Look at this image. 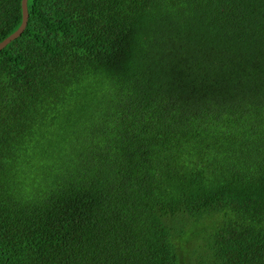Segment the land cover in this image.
Returning <instances> with one entry per match:
<instances>
[{
  "label": "trees",
  "instance_id": "trees-1",
  "mask_svg": "<svg viewBox=\"0 0 264 264\" xmlns=\"http://www.w3.org/2000/svg\"><path fill=\"white\" fill-rule=\"evenodd\" d=\"M28 12L0 51V264H264V0ZM21 24L0 0V43Z\"/></svg>",
  "mask_w": 264,
  "mask_h": 264
},
{
  "label": "water",
  "instance_id": "water-1",
  "mask_svg": "<svg viewBox=\"0 0 264 264\" xmlns=\"http://www.w3.org/2000/svg\"><path fill=\"white\" fill-rule=\"evenodd\" d=\"M28 20V0H22V24L16 32H14L12 35L7 37L3 42L0 43V51L7 47L11 42L18 39L24 33L28 25Z\"/></svg>",
  "mask_w": 264,
  "mask_h": 264
},
{
  "label": "rangeland",
  "instance_id": "rangeland-1",
  "mask_svg": "<svg viewBox=\"0 0 264 264\" xmlns=\"http://www.w3.org/2000/svg\"><path fill=\"white\" fill-rule=\"evenodd\" d=\"M184 233L186 237H189L190 235H195L200 237L203 236L201 227L196 225H191L187 227Z\"/></svg>",
  "mask_w": 264,
  "mask_h": 264
}]
</instances>
